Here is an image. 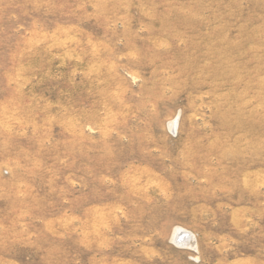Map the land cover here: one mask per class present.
<instances>
[{"label": "rangeland", "instance_id": "obj_1", "mask_svg": "<svg viewBox=\"0 0 264 264\" xmlns=\"http://www.w3.org/2000/svg\"><path fill=\"white\" fill-rule=\"evenodd\" d=\"M0 264H264V0H0Z\"/></svg>", "mask_w": 264, "mask_h": 264}, {"label": "bare ground", "instance_id": "obj_2", "mask_svg": "<svg viewBox=\"0 0 264 264\" xmlns=\"http://www.w3.org/2000/svg\"><path fill=\"white\" fill-rule=\"evenodd\" d=\"M173 238L175 239V242H177L178 244H182L188 247L195 246L196 241L194 235L188 230L183 229L181 227L174 228Z\"/></svg>", "mask_w": 264, "mask_h": 264}]
</instances>
